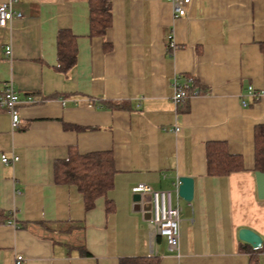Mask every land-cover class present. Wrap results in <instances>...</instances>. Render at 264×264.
<instances>
[{
    "label": "crops",
    "instance_id": "1",
    "mask_svg": "<svg viewBox=\"0 0 264 264\" xmlns=\"http://www.w3.org/2000/svg\"><path fill=\"white\" fill-rule=\"evenodd\" d=\"M107 1L103 36L90 34L88 0H12L22 16L0 26V92L11 81L21 100H36L21 103L16 129L0 108V154L18 157L0 161V264H15L16 254L25 264H249L254 247L239 238L242 228L261 237L264 264L254 161L255 127L264 125V0H190L182 16L166 0ZM59 30L74 36L66 74L55 68ZM187 77L197 94L175 103L174 84ZM215 142L236 157L228 174L207 173L206 144ZM74 151L112 152L111 212L102 197L85 209L75 185L55 183L54 162ZM183 176L193 179V197L180 200L178 252L160 236L151 250L131 188L170 189Z\"/></svg>",
    "mask_w": 264,
    "mask_h": 264
},
{
    "label": "trees",
    "instance_id": "2",
    "mask_svg": "<svg viewBox=\"0 0 264 264\" xmlns=\"http://www.w3.org/2000/svg\"><path fill=\"white\" fill-rule=\"evenodd\" d=\"M90 34L104 35L111 24V9L107 0H88ZM74 36L69 30H59L57 33V65L56 70L66 74L76 62ZM189 80L186 87V94L194 92L193 79ZM189 97L183 98L185 102ZM118 108L120 105L114 104ZM185 105L180 111H187ZM70 125L65 124V127ZM236 157L227 151L225 142L206 144V168L211 175L228 174L234 170L233 161ZM254 161L255 170L264 172V125L255 127L254 131ZM116 170L114 167L113 154L111 151L91 152L78 154L72 152L65 159L54 162L53 175L57 184L75 185L81 193L85 209H90L96 199L102 197L105 203L106 212H111L113 203L107 198V192L113 188V176ZM263 244L258 248H250L251 256L249 264H257V251H261ZM257 250V251H256ZM86 254L88 252L85 251ZM119 264H157L153 258L142 259H121Z\"/></svg>",
    "mask_w": 264,
    "mask_h": 264
},
{
    "label": "built area",
    "instance_id": "3",
    "mask_svg": "<svg viewBox=\"0 0 264 264\" xmlns=\"http://www.w3.org/2000/svg\"><path fill=\"white\" fill-rule=\"evenodd\" d=\"M170 2L175 16H182L186 13V6L190 0H166ZM12 0L0 4V26H5L13 17H21L20 12H14L11 8ZM6 56L11 55V47L5 48ZM189 80H184L182 83L174 84L173 101L175 103L183 98L197 94L194 91L191 95L186 94V87ZM248 93L255 99L261 98L263 93L255 91L249 87ZM36 100L34 97L27 96L21 100L11 81H6L0 92V108L5 109L10 116L11 129H16L19 126L20 112L19 107L23 104H33ZM243 105L246 103L242 101ZM175 133L179 134L181 129L175 127ZM18 157L12 155L8 157L5 153L0 154V161L3 165H13ZM179 178L170 189H156L146 183H137L131 188L132 196L137 195L138 199H133V205L137 208L143 221L145 222L149 233V245L152 250V245L157 236L164 237L169 251L178 252L179 240V223L181 197L178 193ZM15 264H25V258L21 254L15 255Z\"/></svg>",
    "mask_w": 264,
    "mask_h": 264
},
{
    "label": "water",
    "instance_id": "4",
    "mask_svg": "<svg viewBox=\"0 0 264 264\" xmlns=\"http://www.w3.org/2000/svg\"><path fill=\"white\" fill-rule=\"evenodd\" d=\"M257 192L260 198L264 197V172H255ZM180 184L178 188L179 196L185 201H191L193 197V179L188 176H183L179 178ZM134 200L138 199L137 195L133 196ZM239 238L250 244L252 247L257 248L262 244L261 237L254 231L242 228L239 230Z\"/></svg>",
    "mask_w": 264,
    "mask_h": 264
}]
</instances>
